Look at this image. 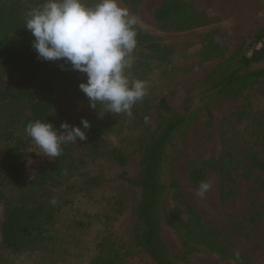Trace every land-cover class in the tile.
I'll list each match as a JSON object with an SVG mask.
<instances>
[{"label": "rangeland", "instance_id": "1", "mask_svg": "<svg viewBox=\"0 0 264 264\" xmlns=\"http://www.w3.org/2000/svg\"><path fill=\"white\" fill-rule=\"evenodd\" d=\"M161 1L141 0L127 5L120 0V6L138 18L140 29L151 35L159 46L157 51L147 48L134 50L135 66L144 63V58H151L143 68L127 70L131 80L148 83L147 95L136 104L137 109L132 117L104 112L103 106L99 104L95 109L89 107V99L76 87L67 88L59 94L61 96L56 99L52 109L57 129L62 122L80 126L78 119L87 114H95L105 121L108 145L128 154L126 178L119 177L120 169L110 158L92 160L85 156L81 144L87 145V140L78 139L77 143H71L74 157L83 156L85 162L80 164L78 173L87 171L108 181L86 191H79L83 179L81 175L64 180L63 185L48 194L50 200L62 205L56 212L55 239L34 250L14 251L0 247V264H88L96 252L98 241L108 230L112 232L116 243L123 245L127 264H154L131 242L137 227L134 211L139 198V189L133 181L139 173L138 147L145 136V126L139 124L135 128L134 124L137 115L143 116L144 120L148 117L146 125L159 122L161 114L156 104L160 99L165 100L173 110L170 114L163 113L164 116L184 113V107H189L185 112L189 114L187 123L174 133L167 147L163 180L168 185L171 181L178 184L183 199L198 211L202 222L228 231L226 242L232 244L233 251L248 254L250 264H264V216L256 222L249 220L256 211H264V84L250 83L239 94L231 96L220 94L215 89L210 90L205 84L206 80L223 59L202 60L201 57L204 39L212 30L215 32L211 38L224 48L225 58L236 53L232 63L234 65L241 54L249 56L254 48L260 47L261 43L255 42L254 36L264 31V0H189L190 9L206 11L213 20L208 25L183 30L159 27L154 11ZM43 2L20 0L22 14L25 15L29 9L39 7ZM84 2L91 6L96 0ZM7 4V0H0V6L6 7ZM33 39L22 49L25 59H33L28 61L24 69L9 73L0 68L2 93L5 90L16 91L21 86L37 82L46 73L47 66L58 62L38 59L36 51L31 47ZM263 64H252L250 68L256 69ZM77 76L82 82L86 81L85 74L78 72ZM1 100L8 102L9 108L0 109V126L4 129L12 128L14 136L20 133L24 141L21 149L26 151V159L19 165L18 174L22 186L28 189L34 172L54 158L46 157L7 115L10 112L13 116L16 111L27 113L23 108L24 103L16 104L7 98ZM4 146L1 138L0 161ZM252 152L256 153L257 162L249 165L251 175L246 177L242 174L246 169L245 158ZM224 154L230 160V176L222 182L217 170L206 169V178L211 187L203 198L198 197L196 191L199 184L192 183L187 174L189 163L210 158L220 160ZM2 192L0 222L10 204L17 202L22 193L16 188H3ZM174 193L172 189L169 190L165 198L168 205L172 204ZM160 237L175 264H236L202 247L184 255L177 234L165 220L161 222Z\"/></svg>", "mask_w": 264, "mask_h": 264}, {"label": "trees", "instance_id": "2", "mask_svg": "<svg viewBox=\"0 0 264 264\" xmlns=\"http://www.w3.org/2000/svg\"><path fill=\"white\" fill-rule=\"evenodd\" d=\"M7 1L6 7L0 6V68L12 73L17 69H24L29 64L28 61L33 60L32 58L25 59V53L22 51L33 36L29 30L24 28L25 15L21 12L20 0ZM121 1L132 5L141 0ZM154 18L162 29L180 30L208 25L213 20L206 11L190 9L189 0H162L154 11ZM210 32L204 39L205 46L201 52L202 60L214 58L223 60L208 76L205 83L207 88L215 89L225 96H231L239 94L250 83L264 84V31H259L254 36L255 42L261 43L260 47L254 48L249 56L241 54L235 61V65L232 63L236 53L225 58L224 48L211 38L215 31ZM136 39L135 50L140 48H147L150 51L159 50L155 39L142 31L138 25ZM150 58H144L146 61L138 63V66L133 64L132 68H143L149 64ZM61 63L63 61L53 62L47 66L46 73L35 83L31 82L28 86H21L16 91L5 90L2 93L0 90V109L7 106L9 108V103H4V100L1 99H12L16 104L24 103L23 108L27 110V113L16 111L13 116L12 113H7L20 126V132L25 133V126L37 119L49 122L58 128L52 109L56 99L61 96L59 94L64 93L67 88L76 87L78 91H81L78 87L82 82V79L77 76L79 71L71 70L70 65L65 66L67 70H61L59 67ZM252 64L263 65L251 69L250 65ZM74 78L76 79L73 80ZM136 109L137 105L133 107L132 112L134 113ZM156 109L161 114L159 122L146 125L144 117L137 115L138 119L134 124L135 128L139 124L145 126V136L138 147L139 173L133 181L139 189V198L134 211L137 227L131 242L154 264H175L172 254L160 237L161 222L165 220L177 234L184 255L202 247L221 258L230 259L236 264H250L251 260L248 254L233 251L232 244L226 242L228 231L202 222L198 211L183 199L178 190V184L171 181L168 185L163 180V163L167 147L174 133L187 123L189 114L187 115L185 112L189 110V107L188 105L184 107V113L164 116L163 113L170 114L173 110L165 100L160 99L156 104ZM81 118L87 119L91 126L87 132L88 144H81L85 156L92 160L110 158L120 169L119 177L126 178L125 166L129 160L128 154L108 145L106 122L95 114H87L78 119L79 125ZM13 131L12 128L4 129L3 126H0V139L3 138L5 145L0 161V197L3 196V188H16L22 193L19 200L10 204L2 217L0 247L14 251L34 250L37 247H43V244L44 246L50 244L56 236L54 234L57 229L56 227L54 230L56 212L62 205L50 200L48 196L50 191L63 185L64 180L73 179L77 174L83 177L79 191L100 186L108 179L91 175L87 171L78 173L80 164L85 163L84 158L83 156L75 158L72 145L69 143L62 146L63 152L59 157L42 165L34 172L31 186L25 189L18 174L19 165L26 159V151L21 149V144L24 141L19 136L20 133L14 136ZM245 159L247 160L246 169L242 171V174L249 177L251 175L249 165L257 162L256 153L252 152ZM229 163L230 160L225 154L220 157V160L213 158L193 160L189 163L187 174L192 183L199 184L201 181H207L206 169L217 170L219 179L223 182L230 176ZM170 189L175 193L172 204L168 205L165 198ZM221 192H224L223 187ZM36 196L39 198L36 199ZM262 208L264 209V206ZM263 216L264 211H256L249 220L256 222L262 220ZM106 233L98 241L96 252L88 264H127L125 253L122 251L123 245L116 243L110 230Z\"/></svg>", "mask_w": 264, "mask_h": 264}, {"label": "clouds", "instance_id": "3", "mask_svg": "<svg viewBox=\"0 0 264 264\" xmlns=\"http://www.w3.org/2000/svg\"><path fill=\"white\" fill-rule=\"evenodd\" d=\"M24 19L38 59L63 61L61 70L70 65L86 75L78 87L89 99V107L99 104L104 112L132 117L133 107L147 95L148 83L127 75L134 64L138 18L120 6V0H96L91 6L84 0H44L29 9ZM80 125L62 122L57 129L37 119L24 131L46 157L57 158L63 145L88 139L89 121L81 118ZM210 187L209 181H201L196 195L203 198Z\"/></svg>", "mask_w": 264, "mask_h": 264}, {"label": "bare ground", "instance_id": "4", "mask_svg": "<svg viewBox=\"0 0 264 264\" xmlns=\"http://www.w3.org/2000/svg\"><path fill=\"white\" fill-rule=\"evenodd\" d=\"M248 7V6H247ZM245 8V7H244ZM249 8V7H248ZM245 10V9H244ZM247 10V9H246ZM250 18V17H249ZM252 18V17H251ZM244 20V19H243Z\"/></svg>", "mask_w": 264, "mask_h": 264}]
</instances>
